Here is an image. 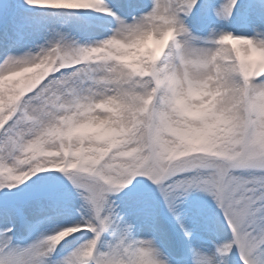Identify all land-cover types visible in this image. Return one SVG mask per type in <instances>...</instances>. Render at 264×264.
<instances>
[{
    "label": "snow or ice",
    "instance_id": "6c2138e0",
    "mask_svg": "<svg viewBox=\"0 0 264 264\" xmlns=\"http://www.w3.org/2000/svg\"><path fill=\"white\" fill-rule=\"evenodd\" d=\"M165 33L153 58L114 54ZM253 48L264 0L0 7V264H264Z\"/></svg>",
    "mask_w": 264,
    "mask_h": 264
},
{
    "label": "clouds",
    "instance_id": "9594fccd",
    "mask_svg": "<svg viewBox=\"0 0 264 264\" xmlns=\"http://www.w3.org/2000/svg\"><path fill=\"white\" fill-rule=\"evenodd\" d=\"M170 38L169 33H165L160 39L152 35H147L140 39L135 40L130 45L116 44L114 45V54L122 59L130 60L136 63L140 58H153L158 48L163 47L167 40ZM245 42L236 41L234 47L241 48ZM246 64L252 65L259 63L264 66V51H259L255 48L251 49L242 56ZM206 95V92L195 86H190L187 91H181L179 93V103L182 108L195 109L198 106L200 99Z\"/></svg>",
    "mask_w": 264,
    "mask_h": 264
},
{
    "label": "rangeland",
    "instance_id": "374dc122",
    "mask_svg": "<svg viewBox=\"0 0 264 264\" xmlns=\"http://www.w3.org/2000/svg\"><path fill=\"white\" fill-rule=\"evenodd\" d=\"M0 7L7 9V0H0Z\"/></svg>",
    "mask_w": 264,
    "mask_h": 264
},
{
    "label": "bare ground",
    "instance_id": "6f19581e",
    "mask_svg": "<svg viewBox=\"0 0 264 264\" xmlns=\"http://www.w3.org/2000/svg\"><path fill=\"white\" fill-rule=\"evenodd\" d=\"M15 3V0H8V7L13 5Z\"/></svg>",
    "mask_w": 264,
    "mask_h": 264
}]
</instances>
